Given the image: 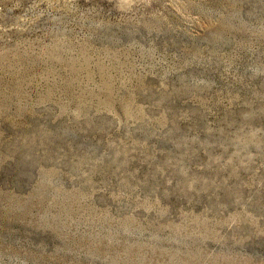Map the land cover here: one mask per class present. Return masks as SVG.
Masks as SVG:
<instances>
[{"label":"rangeland","instance_id":"374dc122","mask_svg":"<svg viewBox=\"0 0 264 264\" xmlns=\"http://www.w3.org/2000/svg\"><path fill=\"white\" fill-rule=\"evenodd\" d=\"M0 264H264V0H0Z\"/></svg>","mask_w":264,"mask_h":264}]
</instances>
